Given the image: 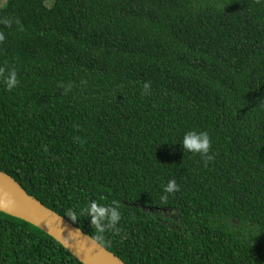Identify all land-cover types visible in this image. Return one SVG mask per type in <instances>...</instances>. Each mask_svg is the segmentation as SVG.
Here are the masks:
<instances>
[{
	"label": "trees",
	"instance_id": "1",
	"mask_svg": "<svg viewBox=\"0 0 264 264\" xmlns=\"http://www.w3.org/2000/svg\"><path fill=\"white\" fill-rule=\"evenodd\" d=\"M3 2L0 170L127 264H264V0ZM0 264L82 263L0 212Z\"/></svg>",
	"mask_w": 264,
	"mask_h": 264
},
{
	"label": "water",
	"instance_id": "2",
	"mask_svg": "<svg viewBox=\"0 0 264 264\" xmlns=\"http://www.w3.org/2000/svg\"><path fill=\"white\" fill-rule=\"evenodd\" d=\"M0 212L39 228L82 264H127L83 230L30 195L0 170Z\"/></svg>",
	"mask_w": 264,
	"mask_h": 264
},
{
	"label": "clouds",
	"instance_id": "3",
	"mask_svg": "<svg viewBox=\"0 0 264 264\" xmlns=\"http://www.w3.org/2000/svg\"><path fill=\"white\" fill-rule=\"evenodd\" d=\"M8 90H11L17 84V74L13 70L9 73L5 79ZM145 87H148L147 85ZM182 146L185 151L199 154H207L210 149V137L207 132L189 131L187 132L182 141ZM178 190L175 180H170L166 185L164 191L166 193L174 192ZM87 213L91 216V223L97 227L101 232L104 230L101 224L105 219L109 220L111 226H115L120 219V213L111 205L98 204L96 201H92L87 209ZM75 219V214H69Z\"/></svg>",
	"mask_w": 264,
	"mask_h": 264
},
{
	"label": "rangeland",
	"instance_id": "4",
	"mask_svg": "<svg viewBox=\"0 0 264 264\" xmlns=\"http://www.w3.org/2000/svg\"><path fill=\"white\" fill-rule=\"evenodd\" d=\"M4 4V2L3 3H0V5H3Z\"/></svg>",
	"mask_w": 264,
	"mask_h": 264
}]
</instances>
